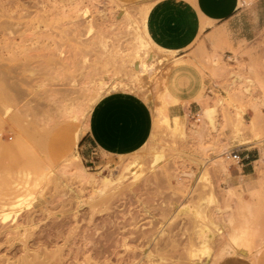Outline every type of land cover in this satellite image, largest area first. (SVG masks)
Instances as JSON below:
<instances>
[{"label":"rangeland","instance_id":"obj_1","mask_svg":"<svg viewBox=\"0 0 264 264\" xmlns=\"http://www.w3.org/2000/svg\"><path fill=\"white\" fill-rule=\"evenodd\" d=\"M147 2L0 0V264H264V160L242 180L226 159L264 155V26L239 32L264 0L181 53L153 41ZM118 91L154 128L110 157L89 123Z\"/></svg>","mask_w":264,"mask_h":264},{"label":"crops","instance_id":"obj_2","mask_svg":"<svg viewBox=\"0 0 264 264\" xmlns=\"http://www.w3.org/2000/svg\"><path fill=\"white\" fill-rule=\"evenodd\" d=\"M131 5L152 3L148 14L147 27L153 41L161 48L178 53L186 51L198 39L203 24L235 25L240 0H116ZM241 17V16H240ZM248 26V27H247ZM264 26V7H257L255 24L246 19L239 26V32L255 34ZM208 26L205 27L207 29ZM204 29V30H205ZM245 29V30H244ZM184 107H173V119L181 118ZM251 114V112H249ZM154 117L149 104L139 95L118 91L104 95L93 107L89 129L92 141L101 154L110 157H124L143 149L152 138ZM242 163L235 166L241 178L247 180L256 174V165L264 160L257 141L241 149Z\"/></svg>","mask_w":264,"mask_h":264},{"label":"built area","instance_id":"obj_3","mask_svg":"<svg viewBox=\"0 0 264 264\" xmlns=\"http://www.w3.org/2000/svg\"><path fill=\"white\" fill-rule=\"evenodd\" d=\"M226 159L235 165H240L242 163V157L239 152L232 151L226 155Z\"/></svg>","mask_w":264,"mask_h":264},{"label":"bare ground","instance_id":"obj_4","mask_svg":"<svg viewBox=\"0 0 264 264\" xmlns=\"http://www.w3.org/2000/svg\"><path fill=\"white\" fill-rule=\"evenodd\" d=\"M19 230H21V227H17L16 228V233L19 232ZM15 234V233H14ZM24 234V233H22ZM25 235V234H24ZM13 240V239H12ZM23 249H25V253H27L29 251L28 245H22Z\"/></svg>","mask_w":264,"mask_h":264}]
</instances>
